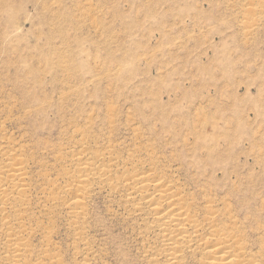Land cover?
<instances>
[{"label":"rangeland","instance_id":"obj_1","mask_svg":"<svg viewBox=\"0 0 264 264\" xmlns=\"http://www.w3.org/2000/svg\"><path fill=\"white\" fill-rule=\"evenodd\" d=\"M60 1L68 14H50L52 26L24 23L31 7L12 21L0 13V146L28 161L23 218L10 228L0 222V264L15 229L30 264H153L161 242L144 228L147 211L132 214L125 187L150 167L198 204L216 200L220 224L264 260V0ZM156 99L170 109L167 123ZM224 112L230 124L212 130ZM202 134L216 138L208 148L222 154L228 174H213L208 148L195 143ZM108 151L117 190L94 182L84 211L69 209L76 157L95 161L90 153ZM202 257L187 253L183 264Z\"/></svg>","mask_w":264,"mask_h":264},{"label":"bare ground","instance_id":"obj_2","mask_svg":"<svg viewBox=\"0 0 264 264\" xmlns=\"http://www.w3.org/2000/svg\"><path fill=\"white\" fill-rule=\"evenodd\" d=\"M246 1L247 0H244V2ZM2 2L4 4V11H0V13L6 14L11 21L16 17H19L21 13H25V9H29L30 7L33 8L35 15L28 14L24 20V23H27L28 21H34V19L37 18L39 22L40 20H43V24L45 26H52L54 23L51 25V23L46 20V18L50 14L54 16V20L62 19L68 14V12L66 11V7H61L60 0L54 1L53 3H50L48 0H3ZM204 2L207 1L204 0ZM56 5H58V8L55 9ZM248 11H246V13ZM200 14H206V12L201 11ZM22 28L23 27L19 22V27L17 28V30H22ZM30 44L31 43L29 41H26V45ZM122 61L123 60L118 62L119 65H123L121 63ZM213 64L214 62L211 65ZM210 69V66H202L199 71L209 72ZM124 71V67L120 68L118 76L121 77ZM172 73L173 72L169 73L167 76L171 75ZM165 78L166 77H164V79ZM253 85L254 84H250L247 87L248 92L251 91V87ZM183 93L187 103L191 102L192 100L190 101L188 97L190 92L188 90H185ZM262 95L263 90L260 88L258 90V97L260 100H262ZM155 101V109L160 110L161 108L163 111L162 122L167 123L170 118L168 114L170 109H168L165 104H162L160 100L156 99ZM188 108L189 110H191V107ZM227 110L230 112L232 109L230 107L222 109V111ZM225 113L227 112L222 113V117H218L216 119L213 118V121L209 122L211 123L212 130L217 131L219 129H222L219 128L222 122L225 123L223 129L227 128V125L230 124V120ZM189 114H191L190 111H188V115ZM87 140H94V138L88 137ZM214 142H216V138L207 137L205 134L196 137L195 141L196 145L200 149L208 148V144H212ZM82 150L83 155L88 151L84 147H82ZM215 151L216 150L212 147L208 148L206 155V157L208 158V163L212 167L213 174L219 171L223 172L224 174H228L225 173V170H223L222 167H220L221 165L218 158L220 159V156H222V154L215 153ZM90 155L96 156L93 157L95 161H92L90 158L83 159L82 157H80L81 155L76 157L77 159L74 160L75 166L77 165L76 167H78L77 171L79 177L76 178L75 173H73L75 179L72 178L73 183H70L69 186H73V184L75 183L76 189L73 192L72 190L70 192L71 194H73V196H70V198L72 199H70L71 201L69 200L70 202L68 203L69 209L79 210L81 212L84 211L83 209L86 204L85 201L87 197L92 193L91 186L94 182H101L103 183V186L107 184V186H110V189L118 188V180L116 178H113V180L116 179V183L112 180V177H114L112 175V165L109 166V164L113 162L111 153L109 151L104 154H101V152H95L90 153ZM106 157L110 160L108 161L111 162L108 165V161L107 163L105 162ZM196 158L197 157H194V159ZM101 159L102 162H104L103 165H99V167H96V162H100ZM217 161L219 162V164ZM27 162L28 161L24 159L20 154V151L10 143L6 142L0 146V222L3 223L4 227L6 225H9L8 227L10 228L12 222L9 220L11 218L13 219V217L17 219L19 218V220L20 217L23 218V216L20 214L21 210L19 209V206L24 205V197L27 193V171L25 165L27 164ZM196 165L200 167L199 160L196 161ZM153 166H155V164H153ZM153 171L154 169L150 167V169L148 170L138 172L139 174L136 176L133 174L135 177L131 175V172L130 175L132 176V178L129 179L128 184H125L126 182H124V184L126 185V190L128 192V203L132 204L129 206H133L132 214L140 213V215H144L143 213L147 211L145 215H149L150 220H146L147 222L144 228L148 232L155 234L161 242V246L158 245L160 246V248H158L160 251L156 249V251H158L157 258L159 256V259H151L153 264H159L161 262V259L164 260V264H183L186 260V254L196 251H200L203 256L199 264H264V260H259L257 254L253 253L252 251H247L246 245L241 243L239 236L234 231L230 230L226 224H220V209H218L219 207L215 206V204L217 203L216 200H213L211 198H208L207 200L206 198L204 199L206 200L204 205L198 204L197 202H195L194 198L190 197L191 194L187 192L185 188L183 189L177 181L168 178L165 174H158L157 172ZM123 173L124 171L122 172V174ZM230 174H232V172ZM70 193L67 192V194ZM62 201L64 203V199ZM65 201H67V199ZM128 203L126 202V204ZM81 212H77L76 216L81 215ZM86 213L87 212H85V214ZM76 216L75 219L77 218ZM142 218L146 219L148 218V216H143ZM83 219L81 220V222L85 220ZM19 220L17 222H19ZM78 220L76 222H78ZM15 221L14 223H16ZM16 224L18 225L19 223ZM23 228L24 230H22L25 231V227ZM232 229L235 228L232 227ZM15 230L17 231V229ZM19 231L20 230H18V232H12L10 234L7 232V245H9V243L10 245L9 247L6 245L4 246L10 248V250L8 251L9 255L3 257L5 264H30L29 261L26 260L28 243H24V237H20L22 235H19L21 233ZM153 251L154 250H152V252ZM43 252L46 253V251ZM46 256L49 255L47 254L45 255V257Z\"/></svg>","mask_w":264,"mask_h":264}]
</instances>
